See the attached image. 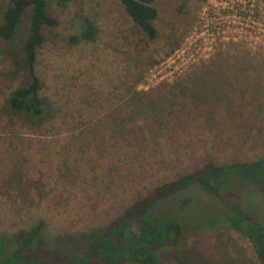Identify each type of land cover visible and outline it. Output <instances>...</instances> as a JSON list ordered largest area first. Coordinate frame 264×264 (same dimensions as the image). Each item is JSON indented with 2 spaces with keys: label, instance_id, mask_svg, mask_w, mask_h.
Segmentation results:
<instances>
[{
  "label": "rangeland",
  "instance_id": "obj_1",
  "mask_svg": "<svg viewBox=\"0 0 264 264\" xmlns=\"http://www.w3.org/2000/svg\"><path fill=\"white\" fill-rule=\"evenodd\" d=\"M155 6L159 37L148 43L118 0H71L64 12L49 1L48 12L59 25L46 30L36 73L51 113L41 126L30 128L3 108L0 235H13L38 221L45 223L49 237L98 228L135 198L209 161L264 156V40L249 42L240 33L241 38L233 37L225 19L234 11L244 19L255 11L264 16V0H155ZM2 9L0 0V13ZM80 14L93 19L99 33L94 43L73 46L68 38L79 34ZM220 25L224 32L218 35ZM26 28L25 21L11 42L0 43V109L23 81L7 53L16 60L21 56ZM210 28L215 34L208 36L204 30ZM195 31L202 45L195 63L183 69L187 74L180 78L167 72L161 88L194 70L208 69L207 79H197L203 83L196 85L202 92L189 115L176 111L163 132L145 140L143 151L127 149L133 148L132 140H121L119 147L109 135L84 148L77 134L83 130L89 134L85 123L92 119L99 136L108 132L112 124L106 114L111 110L135 114L138 125L147 127L146 115L135 112L138 107L131 108L126 101L141 98L134 92L158 90L148 71L167 59L172 45H183ZM220 59H227L228 66L220 67ZM105 117V122L98 123ZM238 196L246 207L255 204L247 192ZM158 209L177 217L185 231L180 247L162 253V264H225L243 257L257 264L249 243L226 225L193 231L195 224L221 221L219 202L192 192L161 202Z\"/></svg>",
  "mask_w": 264,
  "mask_h": 264
},
{
  "label": "trees",
  "instance_id": "obj_2",
  "mask_svg": "<svg viewBox=\"0 0 264 264\" xmlns=\"http://www.w3.org/2000/svg\"><path fill=\"white\" fill-rule=\"evenodd\" d=\"M49 1L61 12L68 11L71 4V0H2L3 9L0 13V43L11 42L20 26L25 21L27 23L25 39L20 48L21 56L16 60L13 53H7V57L13 60L15 70L22 74L23 81L0 109V116H4L5 107L7 114L21 119L30 128L41 126L51 113L48 101L41 95L42 84L36 73L37 55L46 41V30L59 25L57 19L48 12ZM118 2L136 32L146 42L152 43L158 39L155 0ZM80 18L79 34L68 38L73 46L92 44L99 33L93 19L83 14H80ZM176 47L177 44L172 45L170 52ZM227 61L224 59L219 66H228L225 65ZM212 66L215 67L213 63ZM208 76V69H197L184 79H175L163 89L162 82L157 84L158 90L134 92L138 96L142 94V99L132 97L126 104L131 108L138 107L139 111L135 112L142 111L146 115V128L138 125L139 118L135 114L111 110L106 114L109 124H112L105 127L108 132H100L99 136L93 128L95 119H92L85 123L90 126L85 128L91 132L87 134L83 130L76 139L82 140V145L87 148L92 144L95 146L98 138L102 141L105 135H109L110 140L116 138L119 147H122L121 140H132L133 148L127 149L143 151V144L147 143L145 140L154 139L157 131L163 132L171 124V117L176 111L181 112L180 116L189 115V110L199 104L202 89L196 85L203 84L199 80H205ZM106 117L98 123L105 122ZM100 146L103 150L102 143ZM192 192L219 202L223 215L221 221L195 224L193 231L226 225L249 243L257 264H264V156L250 161H209L135 198L119 215L98 228L49 237L45 233V223L38 221L13 235H0V264H162V253L180 247L185 231L177 217L164 214L158 205ZM240 192H247L248 198H255V204L246 207L238 196ZM237 261H242L238 264H250L245 257L233 261L229 259L225 264H235Z\"/></svg>",
  "mask_w": 264,
  "mask_h": 264
},
{
  "label": "built area",
  "instance_id": "obj_3",
  "mask_svg": "<svg viewBox=\"0 0 264 264\" xmlns=\"http://www.w3.org/2000/svg\"><path fill=\"white\" fill-rule=\"evenodd\" d=\"M252 13V12H251ZM226 19V30L228 32H231L233 37L235 35V38L238 36L240 37L239 33L241 34V37H244V39L257 41V40H264V16L260 15V11H255L247 18H242L237 15V11H234L232 14L225 16ZM233 19V21H227ZM243 20L241 23L240 20ZM231 22L232 24L228 25V23ZM217 31V34L220 35L224 32V27H221ZM239 30V31H237ZM205 33L208 36H211L215 34L212 32L211 28L204 30ZM237 31V32H235ZM199 33L198 31H195L193 35L190 37H187L185 39V42L183 45L176 47L171 54L167 56V59L161 60L160 62H157L147 73L149 74L150 80H155L156 83H162L165 79V76L167 72H169L167 75H174L180 76L185 73L183 69L190 67L195 63L196 58L199 55L200 47H202L200 41H199ZM240 37V38H241ZM243 39V38H242ZM234 41V40H233ZM200 44V47H199ZM208 51V50H207ZM189 69V68H188Z\"/></svg>",
  "mask_w": 264,
  "mask_h": 264
}]
</instances>
